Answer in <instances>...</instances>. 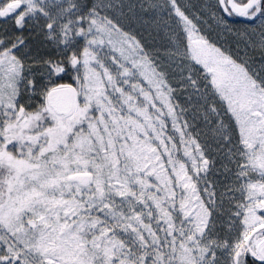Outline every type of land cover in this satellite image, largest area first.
Returning a JSON list of instances; mask_svg holds the SVG:
<instances>
[{"label":"snow or ice","instance_id":"snow-or-ice-1","mask_svg":"<svg viewBox=\"0 0 264 264\" xmlns=\"http://www.w3.org/2000/svg\"><path fill=\"white\" fill-rule=\"evenodd\" d=\"M0 264H264V0H0Z\"/></svg>","mask_w":264,"mask_h":264}]
</instances>
